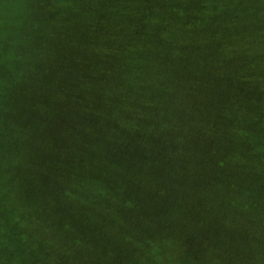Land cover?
<instances>
[{
	"label": "trees",
	"instance_id": "obj_1",
	"mask_svg": "<svg viewBox=\"0 0 264 264\" xmlns=\"http://www.w3.org/2000/svg\"><path fill=\"white\" fill-rule=\"evenodd\" d=\"M236 239L264 249V0H0V264Z\"/></svg>",
	"mask_w": 264,
	"mask_h": 264
},
{
	"label": "rangeland",
	"instance_id": "obj_2",
	"mask_svg": "<svg viewBox=\"0 0 264 264\" xmlns=\"http://www.w3.org/2000/svg\"><path fill=\"white\" fill-rule=\"evenodd\" d=\"M99 190L101 191V190H103V188L102 187H99V188L96 187V188H91V189H89L87 191H99ZM93 217L96 218L95 214H93ZM237 221H241L243 223L242 227H244V228H249L250 227V225L244 219H242L240 217L237 218ZM48 237H49L50 242H54V244L56 246L60 247L59 248L60 250L63 249V248H61L60 244H58L57 242L54 241V239L51 237V235L48 234ZM239 240H237V239L235 240V241H237V243H240V246H239V244H236V247H235V251H238L236 253L237 254V258L234 260L235 264H264V249H261L259 247V245L256 244V248L254 249L255 250L254 256L252 257L251 254H250V251H248V250H244V251L240 252V248L241 249L245 248L246 245L242 244L244 242L243 240H241V239H239ZM71 251H74V249L73 250H69L68 252H71ZM66 252L67 251H65V253ZM247 255L251 256V258L247 257ZM215 264H217V263H215Z\"/></svg>",
	"mask_w": 264,
	"mask_h": 264
}]
</instances>
